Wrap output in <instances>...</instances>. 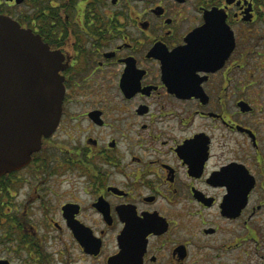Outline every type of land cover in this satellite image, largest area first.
Listing matches in <instances>:
<instances>
[{"label": "flooded vegetation", "instance_id": "obj_1", "mask_svg": "<svg viewBox=\"0 0 264 264\" xmlns=\"http://www.w3.org/2000/svg\"><path fill=\"white\" fill-rule=\"evenodd\" d=\"M0 17L63 86L53 131L0 175V264H264V5L0 0Z\"/></svg>", "mask_w": 264, "mask_h": 264}, {"label": "water", "instance_id": "obj_2", "mask_svg": "<svg viewBox=\"0 0 264 264\" xmlns=\"http://www.w3.org/2000/svg\"><path fill=\"white\" fill-rule=\"evenodd\" d=\"M206 16L205 27L213 20ZM227 28L224 16L218 24ZM204 28V27H202ZM63 86L39 36L0 17V175L26 165L55 128Z\"/></svg>", "mask_w": 264, "mask_h": 264}, {"label": "trees", "instance_id": "obj_3", "mask_svg": "<svg viewBox=\"0 0 264 264\" xmlns=\"http://www.w3.org/2000/svg\"><path fill=\"white\" fill-rule=\"evenodd\" d=\"M257 3L264 5V0H257Z\"/></svg>", "mask_w": 264, "mask_h": 264}]
</instances>
